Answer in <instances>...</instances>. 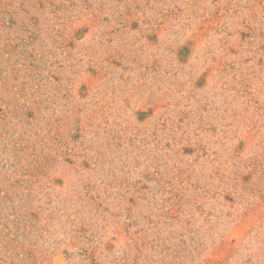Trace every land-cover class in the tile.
<instances>
[{"label":"rangeland","instance_id":"obj_1","mask_svg":"<svg viewBox=\"0 0 264 264\" xmlns=\"http://www.w3.org/2000/svg\"><path fill=\"white\" fill-rule=\"evenodd\" d=\"M0 264H264V0H0Z\"/></svg>","mask_w":264,"mask_h":264}]
</instances>
